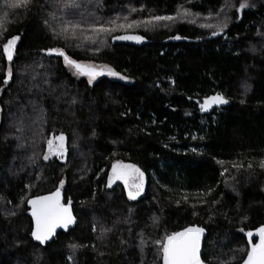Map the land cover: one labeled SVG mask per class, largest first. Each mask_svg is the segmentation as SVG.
Segmentation results:
<instances>
[{
  "label": "trees",
  "instance_id": "obj_1",
  "mask_svg": "<svg viewBox=\"0 0 264 264\" xmlns=\"http://www.w3.org/2000/svg\"><path fill=\"white\" fill-rule=\"evenodd\" d=\"M225 2L31 0L0 9L8 15L0 28V264H162L157 241L190 225L208 231V264L245 259L247 233L264 224V0L242 11L240 0ZM181 9L189 15L175 21L93 32L117 17L143 22ZM225 17L217 38L200 26ZM65 26L69 33L57 35ZM127 33L144 44L113 43ZM14 36L9 63L3 44ZM54 48L128 79L89 83L48 54ZM214 94L230 105L202 114ZM61 134L66 158L48 157V141ZM117 161L144 173L134 200L122 181L108 187ZM61 181L78 223L42 246L31 238L28 200Z\"/></svg>",
  "mask_w": 264,
  "mask_h": 264
},
{
  "label": "snow or ice",
  "instance_id": "obj_2",
  "mask_svg": "<svg viewBox=\"0 0 264 264\" xmlns=\"http://www.w3.org/2000/svg\"><path fill=\"white\" fill-rule=\"evenodd\" d=\"M31 0H11L9 6L12 8L26 7ZM78 6V5H74ZM247 0L240 3L237 11H242L244 8L248 7ZM225 7H231L225 2ZM135 11V9L133 10ZM223 11V9L221 10ZM189 13L187 10L181 9L177 11L175 16H154L152 20L149 21H132L130 23H121L117 24V20L120 18L117 17L116 20H111L108 23L112 27L100 26L94 28L93 32L99 35L100 33L108 34L115 32L118 29L126 30L131 29L136 26H139L141 23L152 24L153 21H175L178 18H183L188 16ZM6 20V14L4 18H0V28L3 27ZM124 20L127 21V17H124ZM195 23V20L191 21ZM201 27L214 29L212 35L220 34L227 27V17L225 20L220 23L213 25L210 23L201 24ZM79 27V25H74L73 29ZM69 33V28L67 26L61 28L60 32L57 35ZM75 36V31L71 33ZM87 39H93V37H86ZM175 39H181L180 36L174 37ZM115 40H135L141 42L144 38L138 35H118L114 37ZM19 40L18 36H14L7 40L3 44V53L7 58V61L10 63L13 60V55L16 47V42ZM93 42H95L93 40ZM49 54L55 53L59 56H62L67 65L75 69V71L81 75L89 77V83H91L97 76L109 75L113 77H119L121 80L128 79L126 76H122L120 73L112 69L111 67L105 66V70H98L94 65L84 64L78 62L74 59H71L62 49H50L48 50ZM12 76V69L9 67L7 69V78L10 79ZM7 83V79L5 80ZM228 100L225 99L222 95L216 94L212 97H206L204 102L200 104L201 111H207L212 105L227 104ZM58 141V143H56ZM64 141L65 137L63 134L58 137L48 141V148L50 152H56L61 156L64 153ZM48 159L47 156L44 157ZM235 168L242 167V165H232ZM264 167V163L261 164ZM251 167V165H249ZM227 171V169H225ZM123 181L126 189L128 190V198L131 200L136 199L144 188V173L134 164H123L120 161H117L112 165L111 175L108 177V187H111L112 184L117 181ZM63 181L60 182V187H63ZM32 206V218L35 221V228L31 231V236L39 241L41 244L45 243L55 234V231L59 227L67 228L68 225L74 223L75 218L72 215L71 211V201L69 200L68 204L61 202V191L60 188L47 196H37L34 199L28 201ZM204 229L199 227H186L182 231L173 232L170 235H167L163 242L157 241V244L161 245L162 259L163 264H204L201 259V234ZM243 231V230H242ZM255 235H258L259 242L251 243V239L254 236V233L249 231L247 236L249 237L250 251L247 252V259L244 261V264H264V226H261L256 230ZM75 249L76 245H71ZM69 260L72 259V256L68 257Z\"/></svg>",
  "mask_w": 264,
  "mask_h": 264
},
{
  "label": "water",
  "instance_id": "obj_3",
  "mask_svg": "<svg viewBox=\"0 0 264 264\" xmlns=\"http://www.w3.org/2000/svg\"><path fill=\"white\" fill-rule=\"evenodd\" d=\"M242 18V16L240 15V19ZM127 34H129V35H136V34H130V33H127ZM223 33H220V34H218V35H215V36H213V37H211V38H217V37H219V36H221ZM124 35V34H123ZM138 36H141V35H138ZM144 42H145V39H143L141 42H137V41H135V40H115L114 38H113V43L114 44H117V43H129V44H132V45H136V46H141V45H143L144 44ZM48 54H49V52H48ZM53 55H57V54H55V53H52ZM79 62V61H78ZM85 64V63H84ZM98 70H103L102 68H99V67H96ZM216 94H214V95H211V96H208V97H212V96H215ZM221 95V94H220ZM223 96V95H222ZM225 99H227L225 96H223ZM206 98V97H205ZM204 98V99H205ZM204 99H203V101H202V103L204 102ZM228 100V99H227ZM201 103V104H202ZM230 105V101L228 100V103L227 104H220V105H212L207 111H201L202 112V114H208V113H211V112H213L214 110H216V109H223V108H225V107H227V106H229ZM144 186H146V183H145V185ZM60 188V191H61V202L62 203H64V191H63V188H61V187H59ZM57 190V189H56ZM55 190V191H56ZM145 190V189H144ZM143 190V191H144ZM55 191H53V192H55ZM53 192H51V193H53ZM51 193H47V194H43V195H39V196H47V195H49V194H51ZM37 196H35V197H32V198H30L29 200H31V199H34V198H36ZM28 200V201H29ZM67 205V204H66ZM28 207H29V209H30V212H29V214H30V216H31V218H32V215H31V212H32V206H31V204L30 203H28ZM70 207H71V211H72V215H73V217L75 218V221H74V223H72V224H70V225H68L67 226V228H63V227H59V228H57L56 229V231H55V234L51 237V239H49L48 241H46L45 243H43V244H41L39 241H36L32 236H31V238L36 242V243H38V244H40V245H42V246H45V245H47V244H49V243H51V242H53V240L55 239V237L58 235V233L59 232H69L70 230H72V229H74L76 226H77V223H78V219H77V217H76V215H75V213H74V211H73V208H72V206L70 205ZM32 222H33V229L32 230H34V228H35V221H34V219L32 218ZM261 226H264V224L263 225H261ZM261 226H259L258 228H260ZM187 227H199V228H202V229H204V231H203V233L201 234V259L203 260V262H204V264H208L204 259H203V249H204V244H205V240H206V237H207V235H208V231H207V229L205 228V227H203V226H200V225H190V226H187ZM258 228H256V229H254V230H251V232H253L254 233V236L252 237V239H251V243H258L259 242V237H258V235H255V233H256V230L258 229ZM184 229V228H183ZM183 229H181V230H179V231H182ZM247 236V235H246ZM247 242H248V246H249V250L248 251H250V243H249V237L247 236ZM247 259V255H246V257H245V259L240 263V264H244V261ZM162 264H163V259H162Z\"/></svg>",
  "mask_w": 264,
  "mask_h": 264
},
{
  "label": "rangeland",
  "instance_id": "obj_4",
  "mask_svg": "<svg viewBox=\"0 0 264 264\" xmlns=\"http://www.w3.org/2000/svg\"><path fill=\"white\" fill-rule=\"evenodd\" d=\"M242 2H244V0H240V3H242ZM259 2H260V0H247V3H248L249 6L246 7V8H244V9L253 8V7L257 6ZM240 3H239V5H240ZM1 8L2 9H7V10L11 11V7L9 6L8 3H3V2L0 1V9ZM4 17H5V14L4 13L0 15V18H4ZM7 20H8V15L6 14V20H5V22Z\"/></svg>",
  "mask_w": 264,
  "mask_h": 264
},
{
  "label": "flooded vegetation",
  "instance_id": "obj_5",
  "mask_svg": "<svg viewBox=\"0 0 264 264\" xmlns=\"http://www.w3.org/2000/svg\"><path fill=\"white\" fill-rule=\"evenodd\" d=\"M100 68V67H99ZM85 76V75H84ZM98 77V76H97ZM96 77V78H97ZM58 137V136H57ZM54 137H52V139H53ZM56 143H58V141H56ZM64 153H63V155L61 156L60 154H57L56 152H50L49 151V148L47 149V153H46V155L48 156V157H51V158H57L58 160H63V159H65L66 157V142L64 141ZM118 182H120V180H117V181H115L114 183H118ZM123 182V181H122ZM145 185V184H144ZM143 190H144V188H143ZM65 204V203H64Z\"/></svg>",
  "mask_w": 264,
  "mask_h": 264
}]
</instances>
